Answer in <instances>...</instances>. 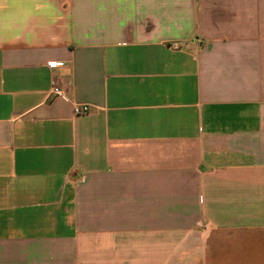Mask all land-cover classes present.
<instances>
[{"label": "crops", "instance_id": "obj_1", "mask_svg": "<svg viewBox=\"0 0 264 264\" xmlns=\"http://www.w3.org/2000/svg\"><path fill=\"white\" fill-rule=\"evenodd\" d=\"M0 264H264V0H0Z\"/></svg>", "mask_w": 264, "mask_h": 264}, {"label": "built area", "instance_id": "obj_2", "mask_svg": "<svg viewBox=\"0 0 264 264\" xmlns=\"http://www.w3.org/2000/svg\"><path fill=\"white\" fill-rule=\"evenodd\" d=\"M51 65L54 66L55 63H52ZM51 93L53 95L59 96L62 94V91L60 88L55 87L52 89ZM91 110H92V107L87 105V104H80V103H74L73 104V111L76 115L86 114V113H89Z\"/></svg>", "mask_w": 264, "mask_h": 264}]
</instances>
